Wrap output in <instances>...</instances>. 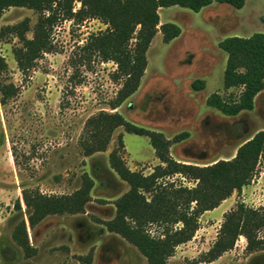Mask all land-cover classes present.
Returning a JSON list of instances; mask_svg holds the SVG:
<instances>
[{"label": "rangeland", "instance_id": "obj_1", "mask_svg": "<svg viewBox=\"0 0 264 264\" xmlns=\"http://www.w3.org/2000/svg\"><path fill=\"white\" fill-rule=\"evenodd\" d=\"M160 15L163 22L179 25L182 33L170 42H164L161 31L156 34L139 89L117 110L126 119L161 131L170 139L189 132L171 147L173 157L180 161L208 164L234 157L242 143L264 129V91L257 95L253 110L235 116L223 114L206 100L214 92L225 98L240 92L239 88H224L227 53L219 42L228 36L264 32V0H246L240 9L218 2L200 11L173 5L160 8ZM26 17L32 27L38 20L32 9L10 7L0 19V28ZM105 28L95 18L80 23L60 20L52 33L53 51L44 53L27 75L13 53L19 39L11 35L0 40L9 77L20 87L18 96L6 105L0 93V264H85L81 258L90 252L92 264H150L137 247L100 222L114 217L116 199L129 189L109 162L118 135L123 133L127 165L145 174L160 163L149 136L119 127L106 151L85 155L80 144L86 120L101 110L113 111L111 101L121 87L114 77L115 62L96 55L91 61L82 60L81 47L90 34ZM196 80H204L205 88L195 90L192 83ZM84 173L95 182L86 211L48 215L31 226L24 190L70 194L80 187ZM175 178L189 186L195 184L180 175ZM240 202L264 206V155L253 180L203 213L195 236L177 247L169 263L264 264V247L249 251L245 236L218 259L201 261L216 241L224 215ZM22 220L35 249L31 255L13 236ZM149 230L157 234L161 227L151 225ZM259 235L264 238V230Z\"/></svg>", "mask_w": 264, "mask_h": 264}, {"label": "trees", "instance_id": "obj_2", "mask_svg": "<svg viewBox=\"0 0 264 264\" xmlns=\"http://www.w3.org/2000/svg\"><path fill=\"white\" fill-rule=\"evenodd\" d=\"M213 2L227 3L235 8L244 7L246 0H0V19L10 7H26L38 14L32 27L31 19L0 28V40L15 36L19 44L13 48L18 67L25 75L34 68L44 53L54 49L52 33L60 20L76 23L95 18L106 28L91 33L81 47L83 61L99 56L103 61L117 64L115 79L121 81L116 97L111 101L113 111L101 110L85 122L80 144L85 155L106 151L115 131L123 127L126 132L147 135L160 163L152 172L132 170L124 157L126 146L123 133L109 154L111 167L129 184V189L115 201L116 213L109 220H100L109 232L119 234L133 244L150 264H170L178 246L190 241L200 227L203 213L217 208L235 191L240 192L256 176L264 155V129L242 143L234 157L219 159L208 164L180 161L173 157L171 147L182 141L189 132L177 134L173 139L163 132L140 126L117 109L140 87L148 66L147 52L156 34L161 31L164 42H170L182 33L172 22L161 23L160 8L179 5L200 11ZM76 4H80L77 8ZM32 31V36L28 32ZM227 53L224 88H239L237 95L225 98L214 92L207 104L228 116L255 108V100L264 91V32L250 36L233 35L219 42ZM9 64L0 54V93L3 104L17 97L20 87L9 77ZM204 80L192 83L195 90L205 88ZM180 175L195 182L192 186L175 178ZM94 179L82 175L78 189L70 194H44L39 189H25L24 199L30 210L29 221L36 226L48 215L78 214L86 211L92 200ZM18 208L21 203H16ZM151 225L161 231L152 234ZM264 206L253 207L244 202L224 215L216 241L204 252L201 261L212 262L234 248L240 236L247 239V249L256 251L264 247ZM14 239L27 255L32 248L26 221L22 220L14 231ZM81 259L92 264L93 253Z\"/></svg>", "mask_w": 264, "mask_h": 264}, {"label": "crops", "instance_id": "obj_3", "mask_svg": "<svg viewBox=\"0 0 264 264\" xmlns=\"http://www.w3.org/2000/svg\"><path fill=\"white\" fill-rule=\"evenodd\" d=\"M212 4H214V2L212 3ZM211 4V5H212ZM218 4H220V5H224V4H227V3H218ZM246 4V3H245ZM245 6V5H244ZM163 8V7H162ZM205 8V7H204ZM161 23H163V21H162V19H161Z\"/></svg>", "mask_w": 264, "mask_h": 264}]
</instances>
